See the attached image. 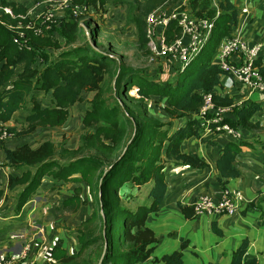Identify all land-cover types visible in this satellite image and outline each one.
I'll list each match as a JSON object with an SVG mask.
<instances>
[{
    "label": "trees",
    "instance_id": "trees-1",
    "mask_svg": "<svg viewBox=\"0 0 264 264\" xmlns=\"http://www.w3.org/2000/svg\"><path fill=\"white\" fill-rule=\"evenodd\" d=\"M112 1L113 4L121 2ZM0 3L6 4V0H0ZM189 8L196 16H211L214 21L210 39L203 48H206L205 57L200 59L194 71L188 73L193 59L184 68L179 66L175 79L164 81L119 64L110 53L98 50V27L88 28L86 23L82 25L81 18L75 17L70 10L64 13L61 20L59 37L65 44L72 43L81 35L84 41L61 49L56 55H51L52 52H47L45 48L42 51L41 47H35L41 44L57 47L56 41L44 37L38 40L41 43L20 49L12 40L11 30L0 25V123L10 121L15 112L23 109L28 100L31 101L29 112L24 116L26 127L19 131L14 126L7 128L13 136L20 137L34 131L39 124L63 122L68 107L82 101L84 93H92L83 112L82 122L86 131L81 137L80 146L95 149L110 160L107 170H103L97 180L94 172L104 162L98 155H83L60 165L51 159L53 147L49 141L36 146L24 142L5 149L6 164L18 170L17 174L8 175L6 187L13 190L22 185L14 203L15 215H19L47 175L52 178V188L67 180L80 183L74 188V194L63 200L65 208L74 202L75 205L76 202L80 203L83 188L94 201L93 209L84 221L85 230L74 231L77 251L67 254L63 249L54 247L52 256L57 260L56 264H98L101 256L99 264H138L149 260L158 240L154 231L146 225V219L148 214L159 210L168 189V171L165 168L170 164L198 169L208 167L197 153L185 152L182 145L190 138L217 144L203 136L204 123L199 110L205 94H211L217 106H229L235 102L232 97L215 92V89L223 88L222 77L226 72L214 58L221 41L235 33L239 21L238 8L232 0H216V5L213 0H191ZM24 9L22 5L20 10L14 11L20 13ZM0 15L16 23L8 15L1 12ZM126 21L136 26L139 45L146 47L145 19L130 9ZM172 27L168 29V39L172 38ZM52 28L53 25L50 32ZM175 31L178 33V30ZM255 64L264 77V64L260 56ZM16 67H20L17 72ZM132 89L135 94L129 96ZM39 93L50 95L49 105L42 106L37 102L36 96ZM153 96L155 101H167V110L172 115L186 114V119L174 129L164 127V123L143 120L140 110L130 108L124 100L127 97L140 108H145ZM261 108L259 104H236L218 124L227 123L234 129L249 128L251 118ZM205 117L211 115L205 114ZM216 125L210 124L211 127ZM242 144L243 141L230 140L220 145L221 152L215 161V168L222 189H226L230 179L241 174L237 155ZM128 182L136 186L150 183L147 192L149 204H140L132 210L120 202L119 189ZM258 203L255 198L249 204L256 206ZM178 206L185 218L195 217L194 201L189 204L178 203ZM259 223L264 227L262 215ZM212 229L216 234H221L214 222ZM98 242L101 250L96 263L88 254L79 260L85 249ZM187 245V240L182 241L179 249L165 253L161 258H153L152 264H183V249ZM246 250L247 240L244 239L233 251L230 264H257L254 258L243 261Z\"/></svg>",
    "mask_w": 264,
    "mask_h": 264
},
{
    "label": "crops",
    "instance_id": "crops-1",
    "mask_svg": "<svg viewBox=\"0 0 264 264\" xmlns=\"http://www.w3.org/2000/svg\"><path fill=\"white\" fill-rule=\"evenodd\" d=\"M30 1L32 0H21L22 4ZM179 1L177 0L176 3ZM232 1L238 8L239 24L241 22V26H236L235 33L238 32L249 45L259 44L262 46L260 58L264 64V0ZM213 4L216 5V0H213ZM215 92L232 97L235 102L259 104L262 108L251 118L249 128L239 127L236 129L240 133L239 138L222 132L213 134L211 137L207 136L216 142V145L198 138H190L183 142L182 149L188 153H197L206 161L208 167L198 169L177 167L174 164H170L171 167L167 166L169 167L166 176L168 189L159 210L156 213L148 214L146 219V225L154 231L158 240L153 257L161 258L165 253L179 249L180 243L187 240L188 245L183 249V264H205L207 262L230 264L233 251L238 248L242 240L246 239L247 250L243 261L254 258L257 264H264V227L259 223L260 215L264 218V96L238 83L230 88H217ZM230 140L243 141L237 155L241 174L235 179H230L226 188L230 193L235 191L242 193L248 201L257 198L259 201L257 212L246 209L239 214L220 217L219 220H208V216H211L208 214L195 215L191 220L185 218L178 203L189 204L200 195L209 196L214 201L221 198L222 187L217 179L218 172L215 168V161L221 152L220 145ZM23 141L11 136L1 146L0 162L3 165V171L0 173V188H6L9 174L18 173L15 167L6 164L4 151L6 148L11 149L20 145ZM47 183L51 184L52 181H44L43 178L32 198L27 201L19 213L21 216L25 212L28 217L37 211L35 222L29 219L26 224L19 221L21 225L28 227L22 229L31 231L24 236L22 241L17 240L13 235L15 231L10 224L11 227L6 231L9 235L0 237V247L4 248V251L0 250V253H16L22 245L30 243V258L36 259L40 264H54L57 263V260L52 256L54 247L63 249L67 254L77 251V240L69 231L73 230L72 233H74L80 229L85 230L84 221L93 209L91 197L83 188L80 193V203L76 202L75 205L74 202L65 208L63 200L72 196L74 188L80 183L72 182L70 184L68 182L64 191L59 188L54 190L57 187L52 188L51 185L48 187ZM81 186L84 187L83 184ZM125 187H127V183L122 188ZM8 208L13 213L10 216L7 213L1 215L0 222L19 216L15 215L13 205H9ZM68 212L71 215L66 224L69 228H64L63 220ZM213 221L220 229V235L215 234L211 229ZM149 260L138 264H152Z\"/></svg>",
    "mask_w": 264,
    "mask_h": 264
},
{
    "label": "rangeland",
    "instance_id": "rangeland-1",
    "mask_svg": "<svg viewBox=\"0 0 264 264\" xmlns=\"http://www.w3.org/2000/svg\"><path fill=\"white\" fill-rule=\"evenodd\" d=\"M175 1L176 0H155V1L121 0V2H117L113 4V1L111 3L110 0H94V1L72 0L69 7L64 9H56L55 20L53 23V28L51 29L52 31L51 32L50 30L44 31L41 35H33L32 33L30 35L29 32L27 36V45L32 46L33 43L40 42L38 41L39 39L48 37L51 41L57 42L58 44L57 47H54L52 45L43 46V44H41L40 46H35L36 44H34V46L36 48L41 47L42 51L43 48H45L46 51L48 50L52 52L51 55H53L54 53L56 55V53L61 49H65V48L67 49L71 45L76 46L79 45V43H82L84 41L82 35L80 38H78L77 40L73 41L70 44H65L64 40L59 37L60 34L58 30L60 28L61 20L64 16V13L67 10H70L75 17L81 18L80 23L82 25L86 23L87 24L86 26L88 28L93 26L98 27L99 34L96 39V44H97L96 46L98 50L101 51L104 50L107 53H110V56L113 57L116 60V62H118L119 64H124L125 66L137 70L142 74L151 77L155 80L158 81H164L167 79L173 80L176 78L175 76L178 73L180 67L176 65V62L174 60L173 61L169 59L162 60L159 57H154L149 52L147 45L144 48L140 47L138 42L137 28L133 23L132 24L127 23L126 14L130 9H132L135 15L145 18V16L149 12L155 9H167L173 6ZM83 3L89 6V10L74 14L73 8L76 5H80ZM1 5L11 6L13 9L20 10L21 6L24 4H22L21 0H6V4H1ZM209 17L211 18V16ZM0 22H1L0 25L6 28H8L9 25L13 24L11 20L5 19L3 15H0ZM11 32L13 34L12 30ZM174 32L176 33V31ZM205 53H206V48L204 50L202 49L200 54H198L194 58L188 70V73L196 69L200 59H203L205 57ZM115 66L116 63H114L113 67ZM19 70L20 67H16V72ZM182 77L183 75L180 78ZM134 94L135 92L132 89L129 93V96H132ZM92 96H93L92 93H84L82 101L76 102L75 104L68 107L67 117L63 122L59 124H51V123L39 124L37 128L29 134L20 137L18 136L16 137L13 135L12 136L18 138L19 140H24L23 143L27 141L31 143L33 146H36L44 141H49L53 147L51 159L59 162L60 165L66 162L67 160H74L83 155H98L100 159L104 160L102 167L94 172L96 175V179L98 180V177L101 174V172L103 170H107L106 166L110 164V160H108L104 156L105 154H102L95 149L90 150V147H87L86 145L80 146L81 137L84 135L86 131V127L82 122L83 112L87 107L88 101L91 99ZM36 98H37V102H39L42 106L50 104L49 94L39 93L36 96ZM155 99L156 98L154 96L151 97L147 101V105L145 108H140L137 104H135V102L131 101L127 97H125L124 100L130 108L136 111L140 110V116L142 117L143 120L158 121L164 123L165 124L164 127L169 126V128L174 129L176 125L182 123V121L186 119L187 117L186 114H181L180 116H177V115H172L170 112H168L167 101L165 100L155 101ZM31 104L32 102L28 100L27 103L24 104L23 109H19L17 112H15L10 122L8 121L4 123L6 127L8 128L14 126L17 128L18 131L25 128L26 123L24 122V116L29 112ZM167 169L169 170V167H166L165 171H168ZM44 181H52L51 176L49 175L45 176ZM68 182L71 184L73 181L67 180L59 185L56 184L55 187H57V189L54 190H58V188L60 190L61 189L63 190L64 188L66 189L65 185L69 184ZM48 185L50 186L51 184L47 183V186ZM18 186L13 190H8L7 187L0 188V190L2 191V194L0 196V216L6 213L8 214V216H10L11 213H13V211L9 210L8 206L9 205L14 206L16 195L22 188V185H18ZM122 187L119 189L118 195L120 198V202L124 206L133 210L140 204L143 203L149 204L150 200L147 198V192L150 188V183H146L141 186H136L128 182L127 187L125 188ZM91 201L94 204L92 198ZM84 205L86 204L84 203ZM257 208L258 205H256L254 209H250L249 211L257 212ZM240 212L237 213L239 214ZM26 215L24 212V214H22L19 218L14 216L11 217L10 219L4 220L3 222H0V237L1 236L5 237L6 235H9V233L6 231L11 227L9 226L11 224L13 230L15 231L13 235H15L17 240L22 241L24 239V236H26L27 233H29V231L31 230L22 229L28 227H26L25 225H21V222L19 223V221H22L23 223L25 222V224L28 221V219L35 222L37 217V211L28 215V217ZM69 216H71L69 212L68 215L64 216L65 217V219L63 220L64 228H69L66 225L67 221L70 220ZM223 216H227V215H211L208 216L209 217L208 220L210 219L219 220L220 217ZM69 232L72 236L75 235L74 233H72L73 230H70ZM0 250L3 252L4 248L0 247ZM99 250H101L100 242L91 246L88 249H85L82 252L79 260L88 254L89 257L96 263ZM153 256H154V252L152 253L151 259L149 261L152 262V259L154 258Z\"/></svg>",
    "mask_w": 264,
    "mask_h": 264
},
{
    "label": "built area",
    "instance_id": "built-area-1",
    "mask_svg": "<svg viewBox=\"0 0 264 264\" xmlns=\"http://www.w3.org/2000/svg\"><path fill=\"white\" fill-rule=\"evenodd\" d=\"M190 1L180 0L167 9H155L144 18L146 45L151 55L162 60H174L181 68L200 54L210 39L214 27V21L211 18L199 17L192 13L189 8ZM71 2L72 0H32L24 4V12L20 13H15L11 6L0 3V12L16 20V23L9 25L8 28L13 31V42L21 49L27 45L28 32L41 35L49 30L54 23L56 9L67 8ZM87 10L89 6L83 3L76 5L73 13L77 14ZM237 25L241 26V22ZM170 27L174 29L172 38L168 39L167 34ZM175 30H178V33H175ZM261 51V45H249L238 32L230 38L223 39L214 59L226 72L222 77L223 87L230 88L238 83L264 96V77L255 64ZM240 102L236 101L229 106H217L212 95L205 94L199 113L204 123L203 136L223 132L231 137L239 138L240 133L236 129L227 123H218L230 113L234 105ZM205 114H210L211 117L207 118ZM212 123H217V125L211 127ZM11 136L6 125L0 123V151L2 143ZM2 171L3 166L0 162V173ZM249 203L250 201L245 199L242 193L238 191L230 193L226 188L222 189V195L218 201L206 195L198 196L194 200V211L196 215H234L256 207ZM29 250L30 243H26L16 253H0V264H40L36 259L30 258Z\"/></svg>",
    "mask_w": 264,
    "mask_h": 264
},
{
    "label": "water",
    "instance_id": "water-1",
    "mask_svg": "<svg viewBox=\"0 0 264 264\" xmlns=\"http://www.w3.org/2000/svg\"><path fill=\"white\" fill-rule=\"evenodd\" d=\"M102 256L100 257L99 261H98V264L100 263V260H101Z\"/></svg>",
    "mask_w": 264,
    "mask_h": 264
}]
</instances>
